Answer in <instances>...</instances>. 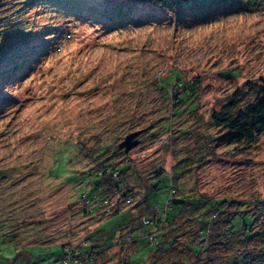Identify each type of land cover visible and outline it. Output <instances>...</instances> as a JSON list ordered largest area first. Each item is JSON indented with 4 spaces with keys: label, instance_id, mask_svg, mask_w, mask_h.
Returning <instances> with one entry per match:
<instances>
[{
    "label": "rangeland",
    "instance_id": "obj_1",
    "mask_svg": "<svg viewBox=\"0 0 264 264\" xmlns=\"http://www.w3.org/2000/svg\"><path fill=\"white\" fill-rule=\"evenodd\" d=\"M58 1L0 0V75L10 70L0 76V169H14L0 183V221L5 235L29 213L45 221L23 235L44 234L46 244H55L29 250L32 264H61L60 243L75 242L96 227L93 236H99L122 221V215L104 222L98 214L86 217L80 199L84 180L70 183L49 174L54 155L64 148L73 149L68 158L61 152L62 160L71 159L64 171L82 175L92 169L80 145L91 147L98 136L108 147L103 159L120 166L126 156L135 165L128 179H141L139 191L148 190L158 172L179 173L188 187L210 197L264 200V134L247 153L224 156L221 147L216 158L197 168L186 160L192 130L215 133L208 123L211 112L247 82L264 80V0L246 7L240 2L247 0H233L175 17L147 5L129 7L123 0ZM18 48L23 49L19 55ZM171 72L183 82L200 80L193 115L186 110L179 118L170 116L171 101L156 82ZM166 124L168 132L162 130ZM139 131L135 149L115 151ZM167 184L150 189L149 208L163 207ZM139 241L130 264L147 260L150 247L146 239ZM15 247L0 243V259H20L25 245Z\"/></svg>",
    "mask_w": 264,
    "mask_h": 264
},
{
    "label": "trees",
    "instance_id": "obj_2",
    "mask_svg": "<svg viewBox=\"0 0 264 264\" xmlns=\"http://www.w3.org/2000/svg\"><path fill=\"white\" fill-rule=\"evenodd\" d=\"M43 1L47 5L53 4L52 0ZM123 2L129 4V7L151 6L175 17L183 11L198 10L208 5L229 6L233 0H123ZM241 3L246 7V4L254 5L256 2L247 0ZM22 51V48H18L14 52L19 55ZM6 56L9 61L15 60L13 58L15 55ZM14 67L16 68V65ZM7 70L8 68L3 69L4 72H10ZM2 73L0 76H3ZM231 75L233 74L227 73L228 77ZM156 83L162 97L171 101L173 106L171 117L179 118L186 110L188 115L198 111L199 104L195 103V100L200 93V80L183 82L178 73L171 72L167 79L159 78ZM1 84L0 82V87ZM169 86L172 89H169ZM176 103L186 105L185 109H178ZM208 123L215 133H200L194 130L195 134L192 130L190 134L194 135V143L187 150L189 155L186 160L189 167L197 168L206 160L216 158L218 156L216 149L221 147L224 148V156H233L236 152L247 153L255 146L258 138L264 134V80L247 82L244 90H237L228 96L227 102L219 111L211 112ZM120 124L116 123L118 126ZM162 130L170 131V125H162ZM94 140L91 147L85 148L80 145L85 160H90L89 162L94 165L92 169L82 172V175L74 174L67 169L64 171L62 168L69 166L71 159L69 158L68 162L62 160L61 152H65L64 155L68 158L69 151L73 150L64 148L54 155L49 174L70 183H77L79 179L84 180L85 186L81 190L83 193L80 199L86 217L98 214L104 222L122 215V221L116 226L119 229L117 237L102 236L106 231L94 237L93 235L99 231V227H96L75 242H62L63 248L78 247L83 240L89 243L83 255L88 256L95 251L94 261L99 264H110L115 259L114 264H124L120 261L121 258H126L125 264H130L131 249L128 251L127 248L139 244L140 239L147 241L148 235H153L158 244L153 247L147 241L150 249L145 264H264V200L253 198L249 202H239L228 197H210L200 193L196 188L188 187L184 177L179 173L172 176L158 172L157 180L148 185V190L139 191L137 188L142 186L141 179L137 175L133 180L128 179L135 165L126 156L122 161L125 164L120 166L108 158L103 159L102 156L107 154L108 147L101 142L99 136ZM120 145L116 147V152L122 151ZM192 151L194 153H191ZM11 170H14L13 167L0 169V183L10 178ZM25 170L26 167L21 168V171ZM178 179H181L180 183L177 182ZM163 182H168L162 189H166L169 198L163 207L149 208L145 204L146 197L150 192L158 191ZM136 190L139 193H136ZM126 201H129L127 205ZM141 209L144 210L139 213ZM38 218L32 213L27 214L8 235L3 233L4 225L0 221V243L6 246L46 244L49 240L44 234L36 239L31 235L26 238V232L29 233L34 225L45 224V221ZM144 221H151L152 226L145 225ZM24 234L26 235L23 237ZM102 237L105 239H101ZM108 237H113V242ZM127 243L131 244L125 248ZM82 260L84 262L85 258Z\"/></svg>",
    "mask_w": 264,
    "mask_h": 264
},
{
    "label": "built area",
    "instance_id": "obj_3",
    "mask_svg": "<svg viewBox=\"0 0 264 264\" xmlns=\"http://www.w3.org/2000/svg\"><path fill=\"white\" fill-rule=\"evenodd\" d=\"M119 200V197L117 198ZM122 204V200H119ZM129 201H126L125 204L127 205ZM215 216H213L214 218ZM144 224L147 226H152V222L150 221H144ZM148 244L150 246H156L158 244L157 240L153 235H148L147 237ZM131 243L125 244V248L129 246ZM89 247V243L86 241L81 240L80 245L78 247L76 246H67L65 248V255L63 256V264H79L81 259L85 258L86 261H88L91 264H99L98 262L94 261L95 251L91 252L90 254L83 255L84 249ZM120 261H122L124 264L127 262L126 258H121Z\"/></svg>",
    "mask_w": 264,
    "mask_h": 264
},
{
    "label": "crops",
    "instance_id": "obj_4",
    "mask_svg": "<svg viewBox=\"0 0 264 264\" xmlns=\"http://www.w3.org/2000/svg\"><path fill=\"white\" fill-rule=\"evenodd\" d=\"M94 216V215H93ZM119 229H117V227L115 228V229H113V230H111V231H106V232H103V234L104 235H102V236H105V235H107V236H114L115 235V237H117V234H118V231ZM101 239H105L104 237H102ZM59 244V243H58ZM61 244V243H60ZM40 245H42L43 247H50V246H53V245H55V244H41V243H34V244H30V245H25V250H24V252L22 251V252H18L19 253V255H17V256H19V258L20 259H17V260H15V261H11V260H9V259H4V258H2V259H0V264H32V263H34V259L33 258H35V256H33L32 255V253L31 254H29L28 253V251L30 250V251H32V250H39V247H40ZM57 245V244H56ZM13 246H16L15 247V250H16V248L17 247H19V246H17V245H13ZM12 246V247H13ZM61 247H62V244H61ZM132 247V248H131ZM131 247H128L127 249H128V251L130 250V257L131 256H133V255H136L137 254V251L139 250V244L137 243L136 245H132ZM136 247V248H135ZM20 248H17V251L19 250ZM87 250V249H86ZM85 251V250H84ZM62 260L61 261H63V256L65 255V248H63L62 247ZM38 258V257H37ZM42 260L39 258V260H38V262H41ZM58 264H60V263H58ZM61 264H63V262L61 263ZM79 264H91V263H89L88 261H84L83 262V260L81 259V261H80V263Z\"/></svg>",
    "mask_w": 264,
    "mask_h": 264
},
{
    "label": "water",
    "instance_id": "obj_5",
    "mask_svg": "<svg viewBox=\"0 0 264 264\" xmlns=\"http://www.w3.org/2000/svg\"><path fill=\"white\" fill-rule=\"evenodd\" d=\"M141 132H134L125 137L124 141L121 143V148L124 150L125 154H128L130 151L135 149L139 145L138 137Z\"/></svg>",
    "mask_w": 264,
    "mask_h": 264
}]
</instances>
